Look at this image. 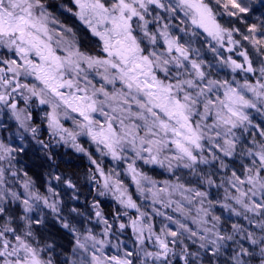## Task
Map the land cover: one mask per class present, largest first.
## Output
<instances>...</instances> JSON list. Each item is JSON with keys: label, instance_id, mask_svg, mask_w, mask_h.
<instances>
[{"label": "snow or ice", "instance_id": "6c2138e0", "mask_svg": "<svg viewBox=\"0 0 264 264\" xmlns=\"http://www.w3.org/2000/svg\"><path fill=\"white\" fill-rule=\"evenodd\" d=\"M262 9L0 0V264H264Z\"/></svg>", "mask_w": 264, "mask_h": 264}, {"label": "trees", "instance_id": "16d2710c", "mask_svg": "<svg viewBox=\"0 0 264 264\" xmlns=\"http://www.w3.org/2000/svg\"><path fill=\"white\" fill-rule=\"evenodd\" d=\"M261 11H264V9H262ZM256 15H257V16H260V12H257ZM77 163H80V162L77 161ZM80 166H81L82 168L86 167V166H87L86 160H84L82 163H80ZM88 199H91V197H88ZM104 206H105V211H106V212H107V211H111V209H112V203H109V202H106V201H105Z\"/></svg>", "mask_w": 264, "mask_h": 264}, {"label": "rangeland", "instance_id": "374dc122", "mask_svg": "<svg viewBox=\"0 0 264 264\" xmlns=\"http://www.w3.org/2000/svg\"><path fill=\"white\" fill-rule=\"evenodd\" d=\"M65 16L68 17V21H67V22H68L69 24H72V23H74V22H75V23H78V22L75 21V19H74L73 17L70 16V14L65 13ZM62 18H63V17H62ZM86 163H87V161H86ZM105 201H106V202H109V203H113L112 201H110V200H108V199H105Z\"/></svg>", "mask_w": 264, "mask_h": 264}]
</instances>
